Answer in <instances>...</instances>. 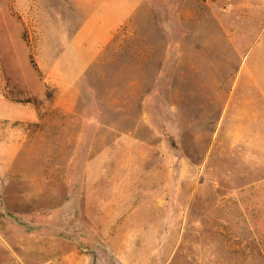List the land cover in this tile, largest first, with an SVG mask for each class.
<instances>
[{
  "label": "rangeland",
  "instance_id": "rangeland-1",
  "mask_svg": "<svg viewBox=\"0 0 264 264\" xmlns=\"http://www.w3.org/2000/svg\"><path fill=\"white\" fill-rule=\"evenodd\" d=\"M84 0H0V264H264V0H142L80 78Z\"/></svg>",
  "mask_w": 264,
  "mask_h": 264
},
{
  "label": "crops",
  "instance_id": "crops-1",
  "mask_svg": "<svg viewBox=\"0 0 264 264\" xmlns=\"http://www.w3.org/2000/svg\"><path fill=\"white\" fill-rule=\"evenodd\" d=\"M85 1V0H84ZM83 1V2H84ZM142 0H86L83 14L77 29L71 35V44L80 49L84 56L77 63L78 68L69 72L59 70V58L63 52L42 69V87L38 96L46 89L53 90L52 99L56 106L67 111L75 107L78 98L77 84L108 44L116 31L128 21ZM264 95V86H260Z\"/></svg>",
  "mask_w": 264,
  "mask_h": 264
}]
</instances>
